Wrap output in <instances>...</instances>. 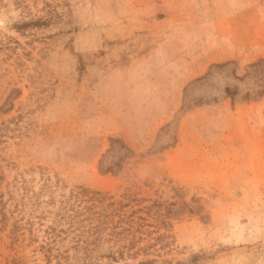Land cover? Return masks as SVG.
<instances>
[{
  "label": "rangeland",
  "instance_id": "obj_1",
  "mask_svg": "<svg viewBox=\"0 0 264 264\" xmlns=\"http://www.w3.org/2000/svg\"><path fill=\"white\" fill-rule=\"evenodd\" d=\"M263 87L264 0H0V264H264Z\"/></svg>",
  "mask_w": 264,
  "mask_h": 264
},
{
  "label": "trees",
  "instance_id": "obj_2",
  "mask_svg": "<svg viewBox=\"0 0 264 264\" xmlns=\"http://www.w3.org/2000/svg\"><path fill=\"white\" fill-rule=\"evenodd\" d=\"M227 63V62H226ZM226 63H224V65L226 64ZM217 64H214V65H212L211 66V68H213L214 66H216ZM210 75V71L208 72V73H206V74H204L203 76H200V77H198V78H196V79H194V80H192V81H190V82H188V84L184 87V95H187V93H188V91H189V88L191 87V86H193V84H195L196 82H199V81H205V79L208 77ZM226 93H227V95L229 94V96H230V103H231V105H233L234 104V101H235V99H234V96H235V93L236 92H230L231 90H230V88L229 87H227L226 88ZM236 91V90H235ZM190 93V92H189ZM253 93V92H252ZM252 93L251 92H246L243 96H242V100L243 101H245V102H247V101H250V100H254L255 99V97L257 96V95H261V96H263L264 95V87L262 88V90H260L259 92L258 91H255L254 92V96L252 97ZM260 97V96H259ZM89 231H90V234H91V236H92V239L88 242L89 244H94L95 243V241L97 240V238L96 237H93L96 233H98V231H99V227H97V226H95V227H91V228H89ZM78 241H79V239L77 240V245H78ZM79 246V245H78ZM132 246V245H131ZM86 249V248H85ZM91 253H92V251L91 250H88L87 252H86V255H85V257H82V262H84V263H81V264H88L90 261H92V260H94V258L95 257H92V255H91ZM132 254V253H131ZM130 254V255H131ZM134 254H136V253H133V255ZM58 256H60V255H58ZM100 256H102L101 254H100ZM124 255H123V252H122V250L121 251H117V254L116 255H111V257H110V259L111 260H116V259H118V258H121V257H123ZM53 258V255L51 256V255H46V260H47V262H48V264H53V263H51L52 261H51V259ZM200 258V256L199 255H195V256H193V257H191L190 259H188V260H186L184 263H182V264H197V261H198V259ZM150 262H146V263H142V264H149ZM56 264V263H55Z\"/></svg>",
  "mask_w": 264,
  "mask_h": 264
},
{
  "label": "crops",
  "instance_id": "obj_3",
  "mask_svg": "<svg viewBox=\"0 0 264 264\" xmlns=\"http://www.w3.org/2000/svg\"><path fill=\"white\" fill-rule=\"evenodd\" d=\"M187 84H188V83H187ZM187 84H186V85H187ZM186 85H185V86H186ZM185 86H184V87H185ZM183 91H184V88H183Z\"/></svg>",
  "mask_w": 264,
  "mask_h": 264
}]
</instances>
